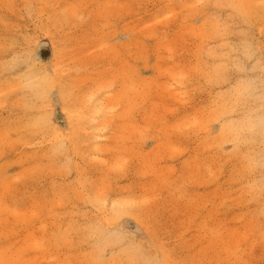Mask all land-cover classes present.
<instances>
[{
    "label": "rangeland",
    "instance_id": "rangeland-1",
    "mask_svg": "<svg viewBox=\"0 0 264 264\" xmlns=\"http://www.w3.org/2000/svg\"><path fill=\"white\" fill-rule=\"evenodd\" d=\"M0 264H264V0H0Z\"/></svg>",
    "mask_w": 264,
    "mask_h": 264
}]
</instances>
